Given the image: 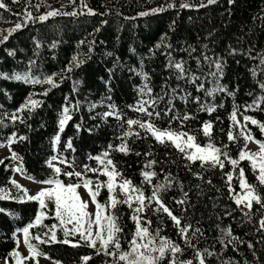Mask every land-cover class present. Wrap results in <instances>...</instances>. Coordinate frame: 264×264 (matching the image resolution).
I'll return each mask as SVG.
<instances>
[{
	"label": "trees",
	"instance_id": "1",
	"mask_svg": "<svg viewBox=\"0 0 264 264\" xmlns=\"http://www.w3.org/2000/svg\"><path fill=\"white\" fill-rule=\"evenodd\" d=\"M4 3L7 10L0 8V23L10 25L2 30L0 40L16 23L25 26L0 43V145L6 143L9 148V154L1 159L4 163L0 164V189L10 195L8 199H0V259L8 258L9 264H15L10 253L16 249V233L34 221L40 211L38 202L27 200L23 191L10 183L15 168L20 167L19 173L26 178L42 181L54 175L48 166L53 156L67 158L73 169L84 171L85 165L101 168L93 157L108 152L119 178L142 187L146 196L154 185L165 186L161 198L182 225L191 224L188 236L192 244L201 252L207 249L214 253L205 254V264H264V230H259L264 207L255 202L250 212L243 205L238 207L225 175L233 172L231 185L238 194L241 191L238 173L243 168L247 183L264 198V185L257 180L248 160L240 161L235 170L227 161L223 169L201 167L199 161H188L171 143L161 144L135 126L133 131H140L141 136L126 138L127 154L116 150L122 143L119 137L127 131V119H148L132 107L141 99H149L140 93L145 84L152 89L151 96L159 99L156 110L160 116L153 118L158 128L186 131L195 135L201 145L211 142L238 159L245 140L239 135L240 126L231 119L236 111V115L243 117L241 125L247 123L255 140L264 141L260 127L244 121V116H249L264 124V88L261 87L264 85V0L231 3L216 0L213 4L207 0H83L86 8L82 0L75 3L4 0ZM169 3L176 6L168 8ZM181 3L192 6L181 8ZM202 3L207 6L201 7ZM35 5H39V10ZM157 8L166 10L139 15ZM55 9L61 13L75 11L77 15L60 14L43 22L33 19L25 23L26 12L35 18ZM88 9L96 15L87 14ZM73 57L81 62L79 67L75 66ZM176 62L183 63L187 76H180L173 66ZM216 62L222 69L214 77L211 73L217 71ZM70 65L72 71L67 72ZM18 74H27L31 79L17 80ZM51 75L59 86L43 95L51 86L31 81H43ZM194 76L199 79L192 83ZM201 83L204 90L198 91L197 85ZM220 87L227 91L217 90L208 95L209 90ZM29 96L40 104L32 110L22 109ZM195 97H199V103ZM254 101L259 102L258 107ZM93 104L96 107H91ZM249 105L253 107L246 111ZM66 106L72 119L61 133L59 120ZM109 106L123 120L114 116L104 118L103 114L112 110ZM170 106L172 111L165 115ZM209 107L215 110L209 112L206 110ZM13 114L19 119L13 121ZM185 114L191 118L183 125L180 120L172 119ZM206 122L212 125L210 138L202 131ZM76 125H80L79 131ZM229 130L238 137L235 141L228 140ZM58 134L60 140L55 143ZM69 140L71 148L67 146ZM12 152L18 160L11 159ZM59 166L65 171L73 170ZM144 171L156 173L151 183L144 182ZM87 177L93 180V188L97 178L107 180L92 172ZM58 178L69 182L62 174ZM71 182L79 181L73 177ZM115 192L119 195V189ZM185 193L186 202L176 203L185 199ZM108 199L107 188H100L97 200L103 204ZM154 208L153 202L140 214L152 221L150 231L155 233L159 229L160 237L181 247L178 260H193V264H198L194 248L180 237L178 227L167 214L155 212ZM111 211L123 229L119 234L122 250H128L136 228L133 210L127 204H117ZM42 223L52 225L58 221L49 213ZM197 228L200 231L193 236L192 231ZM228 229L231 236L226 234ZM46 231L42 226L30 229V233L49 240L51 234L44 236ZM233 237L237 239L232 240ZM63 239V231L58 228L56 240ZM67 239L70 243L36 240L32 243L38 245L44 257L57 264H116L113 257L102 251L97 254V249L86 246L78 235ZM77 241L79 246H73ZM249 244L253 247L249 248ZM84 257L90 259L85 261ZM161 264H169L168 259Z\"/></svg>",
	"mask_w": 264,
	"mask_h": 264
},
{
	"label": "snow or ice",
	"instance_id": "2",
	"mask_svg": "<svg viewBox=\"0 0 264 264\" xmlns=\"http://www.w3.org/2000/svg\"><path fill=\"white\" fill-rule=\"evenodd\" d=\"M70 2L75 3V0H70ZM215 2L216 0H207L208 4H213ZM229 2L231 3L232 0H229ZM13 3H19V0H13ZM82 6L84 8L87 7V4L83 3V0ZM175 6L176 5L173 3H169L167 5L168 8ZM179 6L181 8H188L192 5H189L188 3H181ZM200 6L205 7L207 5L202 3ZM35 7L37 10H39V5H35ZM0 8L7 10V5L4 3V0H0ZM164 10L166 9L157 8L152 9L151 12H141L139 15L145 16ZM60 14L77 15L75 11L71 13H61L59 9H55L34 18L31 12H26L25 23L26 21L33 19L43 22L49 17ZM87 14L96 15L92 9H88ZM23 26H25V24L16 23L15 27L9 30L8 35H4L3 40H0V43L5 42L12 32L21 29ZM205 59L208 58L205 57ZM73 61L76 62L77 58L73 57ZM80 63L81 62H76L75 66L79 67ZM173 66L181 77L187 76L183 63L176 62ZM215 68L217 71L211 73V75L214 77L221 72L222 66L219 62H216ZM66 71L71 72L72 65H70ZM54 75L46 77L43 81L32 80L31 82L46 83L50 85L51 87L43 93V95H47V92L50 91L51 88L59 86V84L54 79ZM15 79L25 80L27 82L31 78L27 74H18L15 76ZM145 79H147V77H145ZM198 79L199 77H192V83H195ZM261 87L264 88V85H261ZM197 90H204L203 83L197 85ZM217 90L227 91L226 89L220 87L219 89L209 90L208 95H212ZM173 92H175V90H173ZM140 93L142 97L148 96L149 99H141L138 101L137 105L132 107L134 111L143 114L144 116L148 117V119H127L125 121L127 125V131L123 132L121 137H119L122 143L117 146L116 150L127 154L129 149L126 143V138L132 135H135L137 138L141 136L140 131H133V127L135 126L136 128L142 129L144 132L150 134L157 142L161 144L171 143L180 153L185 154V157L188 161L193 163L199 161L201 167L210 165L211 167H219L220 169H223L225 167V162L227 161L232 165L233 170H235L240 161L248 160L252 166L253 172L257 175V180L261 185H264V141L255 140V138L251 135V131L247 129V123L243 125L240 124V121H238L236 118V111L232 113L231 119L234 125L240 126L241 131L239 135L245 140L244 148L241 149L238 159L230 157L227 151H222L221 148L216 147L211 142L207 145H201L197 142V137L195 135H192L186 131L174 130L171 127L163 129L156 127L153 118H159L160 116V112L156 110V105L159 103V99L153 98L151 96L152 89L148 87L147 84H145L144 87L140 89ZM231 94L232 93H229V95ZM194 99L197 103H199V97H195ZM39 104V101L34 100L31 96H29L28 101L22 106V109L28 108L29 110H32ZM254 106L258 107L259 102L254 101ZM91 107L94 108L96 105L93 104ZM109 107L112 110L105 112L103 114L104 118L114 116L116 119L123 120V117L117 111H115L112 106ZM251 107H253V105L247 106L245 110L247 111L248 108ZM149 109L152 110L150 111ZM206 110L211 112L215 110V107H209ZM171 111L172 108L170 106L165 112V115ZM190 118L191 117L188 114H185L182 117H172L173 120H180L181 125H183L184 121H187ZM17 119H19V117L13 114L12 120L15 121ZM71 119L72 116L70 115V108L66 106L63 108V112L59 120V132L62 133L64 131L65 125ZM244 121H250L251 124L258 125L261 132H264V124H261L257 120L249 116H244ZM76 128L79 131L80 125H76ZM211 128L212 125L210 122H206L202 127L204 135L209 138L211 137ZM227 135L229 141H235L238 138L231 130L228 131ZM21 139H23V137H21ZM59 140L60 136L58 134L55 137L54 142L58 143ZM248 141H254L257 143L259 145V151H247L246 149ZM67 146L68 148L72 147L71 140L68 141ZM112 147V145H109V148ZM224 147L226 148L227 146ZM108 156L109 153L105 152L103 156L93 157V159L99 162L101 168H91L85 165L84 171H76L73 169L72 163L67 158L53 156L48 161V166L53 169L54 175L53 177L46 180L35 181L41 185H46V187H41L35 194H29L28 190L23 188V186L20 185L16 180L13 179L10 181L13 186L23 191L27 200L38 202L40 209L38 214L35 216L34 221L30 222L23 229L18 230L23 234V243L28 249L29 255L23 256L19 251L14 249L13 252L10 253V256H15L18 258L17 264H23V261L33 260L37 256L43 254L39 251L38 245L32 243V240L39 241V243H48L51 241L67 244L70 243L69 239H67L69 236L77 235L79 236V240L83 241L86 246L97 249V254L102 251L105 255L113 257L116 261V264H161V262L166 258L168 259L169 264H193V260L181 261L177 259V254L182 252L181 247L178 244L172 243L167 238L160 237L159 229H157L155 233L150 231L152 221L147 217L141 216L140 214L143 213L145 208H149L153 202L155 203V208L153 211L167 214V216L178 227L180 237L188 246L194 248V259L198 260V264H205V254L211 256L214 255V253L209 252L207 249H204V251L201 252L199 249L195 248V245L192 244L191 239L188 236L189 230L192 228L191 224L182 225L181 219L177 215L173 214V210L170 209L161 198V190L164 189L165 186L163 184L154 185L151 194L146 196L142 187L133 185L130 180L123 179L121 177L118 183L117 177H120V173L117 171L113 161L108 158ZM11 159L18 160L19 157L16 155V153L12 152ZM53 161L56 163H53ZM3 163L4 161L0 160V164ZM59 165H65L66 168L73 170H62ZM148 167H150V165ZM14 171L21 172L22 169L17 167L14 169ZM88 172L97 174V177L99 175H103L107 177V180L101 181L97 178L95 181V188H93L94 182L91 178L87 177ZM61 174L67 177L69 182L59 179L58 177ZM142 175L144 177V182L151 183L152 178L156 176V173L144 171ZM225 175L229 185V192L234 194L233 198L238 207L243 205V207L247 208L249 212L253 207V202L261 205V207H264V198L261 197L253 185L247 183L243 168H239L238 173L239 186L243 192L242 195L236 194L235 189L231 185L233 180V172L225 173ZM73 177H75L79 182H71ZM80 187H84L87 190L90 201L83 200L79 195L77 190ZM102 187H106L109 193L108 201L103 204L97 200L99 190ZM116 189H119V195L116 194ZM184 195L185 199L178 200L176 203L181 205L184 204L186 202L187 193ZM121 196L123 197L122 199L120 198ZM8 198H10L9 193L4 189H0V199ZM89 203L95 206L94 212H89L87 210ZM117 204H127L128 207L133 210L132 219L136 223V228L133 238L129 241L128 250H122L119 234L123 232V229L117 223L118 217H116L111 211L116 207ZM133 204H135V207H133ZM0 211H2V209H0ZM49 213H51V218L58 221V224L46 225L42 223L45 218H48ZM248 214L249 213H245V215ZM37 226H42L47 229V231L44 232V236H49L50 233L51 235L49 236V240L42 239L39 234L30 233V229H33ZM58 228L63 231L65 237V239L62 241L56 240V230ZM259 230H264V219L259 221ZM199 231L200 229L198 228L194 229L192 231V235L194 236ZM226 234L231 236V230L228 229ZM235 239L237 238H232V240ZM232 240H230L229 243H231ZM20 242V239L16 238L17 248H19ZM98 244L99 247H97ZM73 246H79V241H77ZM248 247L251 248L253 246L249 244ZM88 259H90V257H84L85 261ZM4 264H9L8 258H5ZM36 264H39V262L37 261ZM225 264H228V262H225Z\"/></svg>",
	"mask_w": 264,
	"mask_h": 264
},
{
	"label": "rangeland",
	"instance_id": "3",
	"mask_svg": "<svg viewBox=\"0 0 264 264\" xmlns=\"http://www.w3.org/2000/svg\"><path fill=\"white\" fill-rule=\"evenodd\" d=\"M10 25L9 22L7 23H0V37L2 36V30L4 28H7ZM236 118L238 121H240V124L243 123V117L240 115H236ZM247 151L250 152H258L259 151V145L257 143H255L254 141H248L247 143ZM9 154V148L7 146V144H3L0 145V160ZM12 179L16 180L20 185L23 186V188L27 189L29 194H35L41 187H46V185H41L39 183H36L35 181L24 177L23 175H21L19 172L14 171L12 174ZM120 178L117 177V182L119 183ZM79 195L82 197L83 200L85 201H90V197L89 194L87 192V190L84 187H80L78 190ZM238 194H243L242 190L238 193ZM89 212H94L95 211V206L91 203H89V207L87 209ZM95 231V229H94ZM17 238L20 239V245L19 248H17L16 245V249L17 251H19L23 256H28V249L26 248V246L23 243V234L20 231H17L16 233ZM17 257L14 256V263L17 264ZM5 259H0V264H4ZM33 261V262H32ZM30 263L28 262V260L23 261V264H36V262L38 261L39 264H57L49 259H47L46 257H44L43 255L37 256L35 259H33Z\"/></svg>",
	"mask_w": 264,
	"mask_h": 264
}]
</instances>
